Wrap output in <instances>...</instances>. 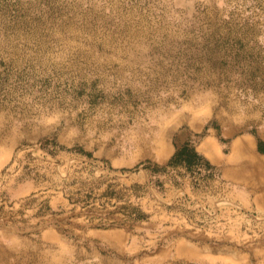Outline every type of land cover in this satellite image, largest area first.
Here are the masks:
<instances>
[{
  "label": "rangeland",
  "instance_id": "374dc122",
  "mask_svg": "<svg viewBox=\"0 0 264 264\" xmlns=\"http://www.w3.org/2000/svg\"><path fill=\"white\" fill-rule=\"evenodd\" d=\"M0 124V264H264V0H0Z\"/></svg>",
  "mask_w": 264,
  "mask_h": 264
},
{
  "label": "bare ground",
  "instance_id": "6f19581e",
  "mask_svg": "<svg viewBox=\"0 0 264 264\" xmlns=\"http://www.w3.org/2000/svg\"><path fill=\"white\" fill-rule=\"evenodd\" d=\"M0 127L1 128H6V126H4V125H2V124H0ZM246 162V164H243L242 166H241V168H245L246 167V165L247 166H249V165H253V166H255V165H257V166H259V169H257L258 171H260L261 172V169L263 170L264 169V161H262V159H258V158H256V157H251V158H249L247 161H245ZM236 167V166H235ZM257 171V172H258ZM256 187V185H254L253 186V188H255ZM243 264H251V263H243Z\"/></svg>",
  "mask_w": 264,
  "mask_h": 264
},
{
  "label": "crops",
  "instance_id": "0c3cea01",
  "mask_svg": "<svg viewBox=\"0 0 264 264\" xmlns=\"http://www.w3.org/2000/svg\"><path fill=\"white\" fill-rule=\"evenodd\" d=\"M262 161H264V159H263ZM238 181H242V180L239 179ZM263 181H264V180H263ZM251 185H252V184H251ZM251 185H250V186H251ZM258 185L261 186V185H263V183H262V184H261V183H260V184H256V186H258ZM258 198H259V199H258L259 201H261L262 203H264V193H263L262 195H259ZM1 264H3V263L1 262Z\"/></svg>",
  "mask_w": 264,
  "mask_h": 264
}]
</instances>
